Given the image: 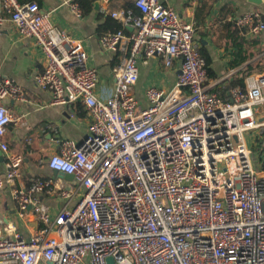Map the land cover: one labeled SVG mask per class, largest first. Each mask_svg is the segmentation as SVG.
<instances>
[{"label": "built area", "instance_id": "2783aa9c", "mask_svg": "<svg viewBox=\"0 0 264 264\" xmlns=\"http://www.w3.org/2000/svg\"><path fill=\"white\" fill-rule=\"evenodd\" d=\"M66 1L84 14L79 0ZM3 8L45 54L36 85L55 103L82 102L90 120L83 142L64 139L48 161L52 170L73 174L77 187L54 176L19 185L24 156L0 142V190L10 187L21 219L42 224L27 235L0 222V264H264V118L257 116L264 72L221 95L195 22L161 0H134V7L111 11L121 27L100 36L104 49L120 52L114 87L100 95L99 70L81 40L36 0H3ZM5 21L0 14V35ZM237 22L252 34L264 30L256 9ZM154 56L167 67L179 61L180 72L168 90L148 86L143 103L134 92L139 60ZM9 97L24 99L25 91L0 78V102ZM15 119L0 103V137ZM42 192L59 194L58 211Z\"/></svg>", "mask_w": 264, "mask_h": 264}, {"label": "crops", "instance_id": "0c3cea01", "mask_svg": "<svg viewBox=\"0 0 264 264\" xmlns=\"http://www.w3.org/2000/svg\"><path fill=\"white\" fill-rule=\"evenodd\" d=\"M36 1L41 11L49 13L53 23L82 41L89 54V63L99 70L97 91L100 95L108 94L114 87L113 68L120 60V52L104 49L100 36L107 31L116 30L106 23L108 16L112 17L111 11L134 7V0H96L93 10L82 16L73 13L66 0ZM161 1L174 6L183 20L195 22V39L200 49L203 48L210 58L209 79L211 82L221 80L213 88L221 95L228 96L231 86H225L235 75L242 76L241 70H245L248 64H252L254 69L246 80L264 72V30L252 34L237 22L240 15L251 9L259 10L264 17V0L260 3L253 0ZM0 14L6 17L0 35V78L14 79L24 89L26 97H9L0 102L17 117L7 125L5 134L0 137V142H7L11 150L24 156L21 177L17 183L27 185L33 177L54 176L61 179L63 186L77 187L75 177L67 179L56 173L50 168L48 161L52 154L60 150L64 139L83 142L90 120L87 110L82 102L70 105L55 103L50 90L36 85V76L44 70L46 64L43 50L33 37L19 33L9 12L3 8V0H0ZM238 51L248 54L249 59L234 66L235 58L239 59ZM139 68V79L134 92L145 103V90L148 86L155 85L167 90L172 88L180 72V63L176 61L172 67H167L161 57L154 56L147 61L140 59ZM255 141L256 137L253 135L250 144L259 157L260 146L257 148V144H252ZM5 157L0 146V171H4ZM81 190L80 187L78 192ZM40 196L53 212L58 211L63 204L58 193L42 192ZM16 217H19L17 203L10 187H5L0 190V222L4 226L14 224L27 235L42 227L36 217L22 219L25 227H20ZM29 221L33 222L28 223Z\"/></svg>", "mask_w": 264, "mask_h": 264}, {"label": "trees", "instance_id": "16d2710c", "mask_svg": "<svg viewBox=\"0 0 264 264\" xmlns=\"http://www.w3.org/2000/svg\"><path fill=\"white\" fill-rule=\"evenodd\" d=\"M95 1L96 0H80L81 6L83 9V13L86 14V13H89L91 10H93L94 5H95ZM107 22L109 23L110 28H112V29H114V28L118 29L121 27V23L118 22L117 20L113 19L110 16H108L106 23ZM238 46H240V45H238ZM201 52L205 55L207 62L209 64L210 58H209L208 54L203 50V48H201ZM237 54L239 56V59L235 58V61L233 62L234 66L241 65V64L247 62V60L249 59V55L242 52V51H238ZM253 69H254V66L252 64H248L246 66L245 70H241V72H243L242 76L235 75L234 78L230 81V83L225 86V88H229L230 86H232L235 83L245 84L246 77L253 71ZM257 148H258V146H257Z\"/></svg>", "mask_w": 264, "mask_h": 264}, {"label": "rangeland", "instance_id": "374dc122", "mask_svg": "<svg viewBox=\"0 0 264 264\" xmlns=\"http://www.w3.org/2000/svg\"><path fill=\"white\" fill-rule=\"evenodd\" d=\"M257 114H258V115H261V116L259 117V119L263 118V116H264V104L261 105V106H259ZM248 136H249V139H250L251 136H250L249 134H248ZM35 221H36V220H35ZM16 222H17V224H18L20 227H25L24 224H23V220H22L21 218L16 217ZM31 222H33V221H29L28 223H31Z\"/></svg>", "mask_w": 264, "mask_h": 264}, {"label": "water", "instance_id": "95a60500", "mask_svg": "<svg viewBox=\"0 0 264 264\" xmlns=\"http://www.w3.org/2000/svg\"><path fill=\"white\" fill-rule=\"evenodd\" d=\"M256 3H260L262 0H253ZM131 29V28H130ZM56 173H59L60 175L64 176L67 179H72L74 178V175L71 173H63V172H59L57 170H54ZM109 261H112V257H109Z\"/></svg>", "mask_w": 264, "mask_h": 264}]
</instances>
